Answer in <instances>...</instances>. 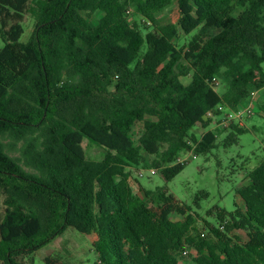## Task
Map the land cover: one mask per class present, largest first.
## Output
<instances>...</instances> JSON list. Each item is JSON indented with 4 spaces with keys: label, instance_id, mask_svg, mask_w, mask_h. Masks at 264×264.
Segmentation results:
<instances>
[{
    "label": "trees",
    "instance_id": "1",
    "mask_svg": "<svg viewBox=\"0 0 264 264\" xmlns=\"http://www.w3.org/2000/svg\"><path fill=\"white\" fill-rule=\"evenodd\" d=\"M175 3H191L194 14L161 23L157 15ZM27 18L35 29L21 42ZM0 39V264H35L69 228L87 234L92 224L95 264H180L189 248L196 264H264V159L237 190L243 208L208 212L217 225L205 221L207 235L196 213L178 205L174 221L160 212L165 192L135 178L140 195L132 183L144 153L174 174L188 163L177 164L180 155L206 157L248 132L210 126L219 108L237 111L264 89V0H0ZM74 133L104 158L74 153L66 144ZM208 196L196 193L194 205ZM44 262L70 264L58 254Z\"/></svg>",
    "mask_w": 264,
    "mask_h": 264
},
{
    "label": "rangeland",
    "instance_id": "2",
    "mask_svg": "<svg viewBox=\"0 0 264 264\" xmlns=\"http://www.w3.org/2000/svg\"><path fill=\"white\" fill-rule=\"evenodd\" d=\"M194 14V8L191 3H186L181 7L176 3L171 7L160 12L157 17L161 23L176 22L180 14ZM101 18L100 13H96L89 23L96 26ZM35 29L34 21L27 18L21 26V31L17 35L18 40L26 42ZM196 32L182 37V43L189 41ZM4 47V42L0 39V50ZM264 72V64L262 65ZM184 84L190 82L189 79H182ZM217 90L223 93L226 86L221 80H218ZM264 102V89L252 92L240 106L246 109L252 107L254 114L245 116L241 122L235 121L248 132L239 138L237 145L229 149L218 148L208 156L196 155L195 152H189L180 155L181 160L188 159V163L177 173L172 174L173 166H165L161 169L152 167L155 156H146L145 163L139 168L133 170L134 179L132 180L136 193L142 195L135 178L139 184L147 190H156L157 188L165 196L162 200L163 207L160 212L168 215L170 219L177 221L181 219L174 209L179 205L187 213H196L194 216L198 221V229L208 234L204 229L205 221L216 226V214L209 216L208 212L215 208L225 209L232 212L243 208V203L237 195V190L249 183L248 173L257 167L264 159V116L259 114L258 106ZM225 112V111H223ZM223 114V113H222ZM225 114V113H224ZM213 129V126H210ZM216 129V128H215ZM219 129V128H218ZM143 125L138 124L132 130V137L135 143H138L139 137L143 133ZM204 130L198 126L192 133L197 137L203 134ZM219 140L225 137V133H218ZM67 146L77 155L84 159L92 161H101L106 151L100 146L90 143L79 133H74L66 141ZM193 156H196L195 158ZM178 158V159H179ZM177 164L178 161L176 162ZM151 170L156 174L151 175ZM143 172L144 177L140 178L136 172ZM205 191L209 194L208 198L202 200L200 208L194 205L195 194ZM4 205L0 196V221L2 219ZM237 237L242 242L247 240L244 232H236ZM99 236L92 224V230L87 234H80L72 229H68L64 234L54 239L49 245L43 247L35 255V264H45L44 259L58 254L62 259L70 264H95L97 262V247L99 246ZM190 249V255L187 258L180 259V264H196L194 258L198 256L196 250Z\"/></svg>",
    "mask_w": 264,
    "mask_h": 264
},
{
    "label": "built area",
    "instance_id": "3",
    "mask_svg": "<svg viewBox=\"0 0 264 264\" xmlns=\"http://www.w3.org/2000/svg\"><path fill=\"white\" fill-rule=\"evenodd\" d=\"M218 110H220L221 113H223V114H221V116L216 118V117H212V115L209 114L208 117L209 118L212 117L214 120V123L212 125L213 129L219 128V130H221V131H223L226 127H228L230 125V123L234 122V120L241 122L245 116H251L254 114V109L252 107H248L246 109L239 108L237 111H234V112L225 110L223 108H219ZM223 111H225V112H223ZM193 157L195 158L196 156H193ZM187 162H188V159H186V160H181L180 158L178 159V163H180V164H185ZM136 174L140 178L144 177V173L141 171L137 172ZM155 174H156V171L151 170V175H155ZM204 236L205 235L202 234V237H204ZM189 255H190V250L186 249L181 253V258H187Z\"/></svg>",
    "mask_w": 264,
    "mask_h": 264
}]
</instances>
